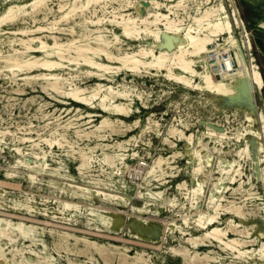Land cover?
I'll list each match as a JSON object with an SVG mask.
<instances>
[{"label":"rangeland","instance_id":"rangeland-1","mask_svg":"<svg viewBox=\"0 0 264 264\" xmlns=\"http://www.w3.org/2000/svg\"><path fill=\"white\" fill-rule=\"evenodd\" d=\"M32 1L0 0V14L10 5H25L24 9L28 13L20 16L15 22H5L1 25L0 51L3 55L12 53L11 47L22 51L19 40L31 37H39L48 45H53V41L64 44L73 41L74 46L88 44L97 47L93 39L86 40L82 37L84 17H92L91 19L103 17L101 26L89 25V28L104 30L99 33L105 36L104 39L113 41V33L121 32L119 27L109 21L113 12L144 16L151 9L150 0H108L105 1V5L90 4L82 14L75 13L59 21L53 26L54 28L48 29V26L51 27V21L57 20L62 14L58 11V6L63 0H47L46 5L37 12H31L29 4ZM157 1L169 4L168 0ZM217 3L223 4L228 17L235 9L236 16L243 24L241 27L233 28L236 48L230 47L223 54L229 55L231 61L235 62L234 70L241 69L235 55L236 51L247 62L253 57L264 79V0L259 2L258 0H212V4ZM187 4L188 12L194 15L195 3L189 1ZM160 10L167 12V6L161 5ZM179 13L180 17H184V23H188L189 18L185 17L182 11ZM39 26L43 29L29 32L28 35L18 32L21 29L35 30ZM96 34L93 33L91 37ZM226 37L227 35L217 37L215 44L227 46ZM246 37L250 40V49L243 45V39L246 40ZM169 38L168 35L163 34L161 41L166 46L164 49L172 51ZM121 40L122 43L110 46L109 49L114 54L119 51L130 53L140 46L148 47L150 42V39L130 40L123 37ZM32 42L33 45H39L37 39ZM215 44L211 50L216 49ZM72 50L73 48L65 52V58L61 60L56 55L52 56L53 60L63 66L51 73H57L71 83L70 85L65 83L64 89L79 87L90 90L98 82L112 84L111 86L120 90L126 88L132 101L120 98L115 100L130 104L131 111L127 116L112 115L101 111L97 100L93 101L94 108H91L90 104L77 103L74 98L66 94L52 91L43 79H24L26 75L49 73L47 70L37 67L31 69L29 73L17 72L13 75L3 67L5 63L0 62V183L2 184H0V205L11 210L15 204H20L23 216L32 214L37 221L45 220L66 227V229H56L35 222L10 219L13 223L22 222L31 225L32 237L35 240H31V236L23 239L11 233L8 236L13 239L9 240L7 236L0 234V254L5 255L12 262L16 258L12 264H69V262H74L73 264L129 262V264H261L257 257L261 253V244L264 243V152L258 147L256 134L261 132L263 135L264 123L260 119V113L264 114L262 104L264 85L262 90L259 93L255 92L254 95L247 93L241 94L238 98L225 99L168 80L164 76L165 71L127 72L121 69L117 73L108 74L111 82L99 80L97 74L102 72L89 67L83 57L78 58V54ZM31 54L37 57L44 56L43 52ZM86 55L113 66L120 64L91 52H87ZM196 61H198L196 69L201 72L203 61L201 59ZM225 82L227 85L233 84L231 79ZM103 93H106L105 89ZM76 108L79 111H76ZM87 112L98 116L92 117L93 121L87 123L88 118H79L80 114L85 115ZM105 116L114 120V123L98 133L105 134L103 137L87 133L93 129L91 125H98ZM247 117H251L253 121L248 120ZM116 118L123 122H116ZM171 128L181 130L187 135L198 134L208 128L216 132L226 131L232 137L237 132L244 134L240 142L243 144L247 141L250 157L241 160L239 179L241 178L243 189L237 188L234 191L231 189L222 193L218 200L222 205L221 214L215 225L224 230L229 228L227 235L230 238L252 241L253 244L245 243L238 248L241 251L254 249L255 257L246 258L250 255H239L235 249L219 246L210 238L198 240L197 247L186 240L189 237H199L205 232L195 221V214L205 208L206 196L212 192L215 158H212L211 166L203 177L204 192L200 196V201L197 205H192L184 194L186 190L176 187L184 182L194 183L191 177V165L187 162L189 145L183 138L170 135ZM168 140L169 144L166 143ZM117 142H121L122 148L117 146ZM170 142L173 146H170ZM209 150L213 149L209 148ZM104 153H111L114 156L113 160L106 163ZM230 153L232 151H227L225 155L230 157ZM81 154L84 155V160ZM124 155L134 159L147 156L150 164L159 156L167 159L168 163L163 165V174L152 181L153 187H157L153 189L154 191L163 190L162 199L151 200L148 202L150 206L144 207L145 201L135 196V192L143 187V180L134 187L128 185L121 175H113L115 164L119 161V157ZM80 161H84V167L80 166ZM73 184L82 187L77 189L70 186ZM124 184L130 188H124ZM237 184L238 182L229 186L236 188ZM125 189L133 191L129 193L130 201L126 207L124 203L120 204L118 198L106 195H120ZM248 191L252 193L251 197H248ZM168 199H174V203L167 202ZM70 201L77 207L64 205L65 202ZM129 205L134 206L136 210H131ZM234 205L240 206L245 218H239L229 212ZM98 208L109 211L107 213L115 218H121L116 224L119 227L103 224L98 216L91 214L96 213ZM0 218L9 220L5 217ZM228 220L240 226L238 230H248L249 237H245V231L242 235H238L234 228L228 227ZM57 233H68L72 237L86 238L100 244L116 245L121 248V252L107 249V252L101 256L93 248H85L82 243L77 245L59 243ZM69 241L73 243L74 239L70 238ZM177 249H184L185 260L176 252ZM110 256L113 258L111 259Z\"/></svg>","mask_w":264,"mask_h":264},{"label":"bare ground","instance_id":"bare-ground-1","mask_svg":"<svg viewBox=\"0 0 264 264\" xmlns=\"http://www.w3.org/2000/svg\"><path fill=\"white\" fill-rule=\"evenodd\" d=\"M46 1L47 0H33L29 4L31 7V12L39 11L40 8L46 5ZM105 1H108V0H71L70 2H68V0H63L61 3H59V6H58V11L61 12L62 14L59 16L57 20L51 21V27L48 26L47 28L48 29L54 28L53 26H55L59 21L66 19L75 13L79 12V15L80 13L82 14V12L85 11L89 7L90 4L101 5V3H104L105 5L106 4ZM168 1H169V4L167 5L157 0H150L149 3L151 5V9L148 10L146 15L144 16H136V15L131 16L129 14L118 13L117 11L113 12L112 18L109 21L114 23L117 27H119L121 31L120 34L113 33V41L104 39L105 36L99 33L104 30L101 31L100 28H96V29L89 28V25L98 26V27L101 26L103 17L102 18L96 17V19H91L92 17L91 18L84 17L82 20L83 30H84L82 37L86 40L93 39V41L97 44V47H92L85 43H84L85 44L84 46H79V45L74 46L73 41L70 43H65V44L59 43L57 41H53L54 42L53 45H48L45 41L41 40L39 37H31L27 39L21 38L19 40L20 41L19 43L22 46L23 50L21 51L19 49L11 47L12 53H8L6 55H3L0 51V62L5 63L3 67L7 68L13 75H15L17 72L29 73L31 69L37 68V67H40L43 70H47L49 73H40V74H36L32 76L26 75L24 76V79H31V78L43 79L46 81L47 86L52 91L54 90L62 94H66V96L74 98V100L77 103H81L83 105H88V104L92 105L93 101L97 100L98 106L101 109V111L107 114H112V115L127 116V114L131 111L129 107L130 104L128 105L127 103H124L122 101L117 102L115 100V98H120L122 100L130 101V102L132 101L130 98V94L126 90V88H123L120 90V89L114 88V86H111L112 84L108 85V84H101L98 82L95 84V87H92L90 90L86 88H79V87H70L68 89H64L65 83L67 85L68 84L70 85L71 83L68 82L66 78H63L62 76H60L59 74L51 73L55 69L63 66L58 61L53 60L52 56L56 55L57 57L60 58V60L64 59L65 58L64 53L68 52L69 50L73 48V50L75 51L74 53L78 54V58L79 56L83 57L85 63L89 67L102 72L101 74H97L99 76V80H106L110 82H111V78L108 74L117 73L121 69H124L127 72L128 71L140 72L142 70L149 72L150 70H156V71H165L164 76L168 80L182 84L186 87H190L194 90L207 91L213 94L216 98L234 99V98H238L241 94L244 95V94L249 93L251 95H254L255 92L259 93L262 90L263 85H264L263 83L264 79L262 78L263 76L259 71V68H258L259 65L257 66V64L255 63L256 61L254 62L253 57H251V59L247 62L242 57V55H240L236 51L235 55L238 58V62L241 68L240 70L231 69L232 61L230 57H227L223 59L225 62V67L224 65H221V71H217V72L213 71V67H212L213 61L218 62L220 60L219 55L221 54L224 56L223 53H225L228 50V48L230 47L236 48L235 39L233 36V28L241 27V25L243 26V24H242V21L239 20V18L236 16L235 9L233 10V13L230 15L231 17L230 18L226 14L223 4L222 3L212 4V0H168ZM189 1H192L195 3L196 13L194 15H191L188 12L189 7H188L187 2ZM121 5L122 4H120V6ZM161 5L167 6V12H162L160 10ZM24 8H25V5L8 6L6 10L2 14H0V27L5 22H15L20 16L28 14ZM66 9L67 11L65 12ZM179 11H182L185 17L189 18L188 23H184V17L179 16L180 14ZM42 29L43 27L39 26L35 30L34 29L33 30L32 29L31 30L21 29L18 32H20V34H23V35H28L29 32H38ZM93 33H97V34L91 37ZM163 34H166L170 37L169 45L173 48L172 51H168L164 49L166 48V46L161 41V37ZM223 35H227V37L225 38V40L227 41V46H221L220 44H217V43L215 44L217 37L223 36ZM121 37L125 39H130V40L150 39V42H149L148 47L140 46L139 49H137L136 51H132L130 53L126 51L123 53H121L120 51L119 52L117 51L118 53L114 54L109 48L112 44L122 43ZM35 39L39 41V45L35 44L36 45L35 46L32 44L33 43L32 41H34ZM214 44H215L216 49L211 50ZM243 45L244 47L246 46L249 49L251 48L250 40H248L247 37H246V40L243 39ZM117 49L119 50V48ZM36 52H43L44 56L37 57L31 54V53H36ZM87 52H91L92 54L97 55V56L102 55L108 61H117L120 64L113 66L105 62L96 61L93 58L86 55ZM211 53H214L215 56L211 58V62H210L209 56ZM197 59L198 60L201 59V61H203V64H202L203 70L201 72H199L196 69V63L198 62L196 61ZM227 79H231L233 84L227 85L225 82ZM103 88L106 90V93H103L104 91ZM262 104L264 107V101ZM94 107H95L94 105L91 106V108H94ZM76 111H79V109L76 108ZM94 116H98V115L87 112L85 115L80 114L79 118H88L87 123H89L93 121L91 118ZM247 118L248 120L253 121L251 117H247ZM260 119L264 123L263 113H260ZM115 121L118 123L123 122L122 120L117 119V118L115 119ZM113 123H114V120H111L106 116L102 117V119L99 121V124L91 125L93 129L87 133L89 134L92 133L98 137H103L105 134L100 135L98 133L102 132L104 128L107 129V127H110ZM262 128H263V131H262L263 135L261 134V132L260 133L257 132L258 134H256V138L258 140V147L260 148L261 151L264 152V142H263L264 141V124ZM78 132H79V129H78ZM1 133L3 134V131H1ZM169 134L172 136L178 137L179 139L183 138L189 145V150L187 151V156L189 157V160L187 162H189L191 165V169H192L191 177L194 180V183L186 184V182H184L182 184H179L176 187H179V189L184 188L186 190L184 194L186 195L189 203H191L192 205L194 204L197 205L198 202L200 201V198H201L200 196L204 192L203 184H202L203 177H205L208 167L211 166L212 158L213 157L215 158V164L213 167L215 169V172H214L215 176L211 182L212 192H209V194L206 196L205 208L202 210H199V212L195 214V221L198 223L201 229L205 230V232L199 237H189L186 240L190 242L194 247H197L198 240H202L204 238H210L213 241L217 242L219 246H224L225 248H230L232 250L235 249L239 255H244V256L247 254L250 255L246 258L255 257L256 254L253 253L254 249L251 248V250L241 251L238 248V247L243 246L245 243H252V241H246V240H242L239 238H230L227 235V229L229 228L224 230L215 225L216 223H218L219 215L221 214L220 211H221L222 205L219 203L218 200L221 198L222 193L224 191H228L231 189L233 191L236 190L237 188L243 189L242 183L240 182L241 178L239 179V176H241V170H240L241 160L244 158L246 159L250 157V150L246 144L247 141H245L243 144H241L240 142L244 134L237 132L234 135V137H232L226 131L216 132L210 128L198 134L190 133L188 135L183 134L181 130L178 131L175 128H171L169 131ZM62 139L64 140V138ZM232 139L234 141H232ZM168 142L169 140L166 141V143ZM35 143H33V145ZM120 145H121V142L120 143L117 142V146H119V148H122L120 147ZM170 146H173V145L171 144ZM209 148L213 150L210 151ZM227 151H232V153H230V157H227L225 155ZM213 153H215L217 156H214ZM104 154H105L104 161L106 163H109L110 161L113 160L114 156L111 153H104ZM81 157L83 159L84 155L81 154ZM17 161L22 163V161L20 160H17ZM83 163L84 161L81 162L80 166L81 165L83 166L84 165ZM166 163H168L167 159L163 156H159L155 158L151 162L146 172V175L143 178V187L139 191L135 192V196L137 198H141V200L145 201L144 207L150 206L148 202L151 200H156V199L159 200L160 198L161 199L163 198V193H164L163 190L154 191L153 189L157 187H153L152 181L157 179L159 175L163 174L162 173L163 165ZM27 167L30 168L29 166ZM263 181H264V177H263ZM237 182L238 184L236 188L229 186V185H235ZM70 186L75 187L77 189H81L82 187V186L80 187L79 185H75V184L70 185ZM123 187L130 188L127 184H124ZM121 193L122 194L120 195L108 194V196L114 197L116 199L118 198L120 200V204L124 203L123 205L126 207L130 201L129 196H131V194L129 193H133V191L125 189ZM248 195H249L248 197H251L252 193L249 192ZM71 202L72 201L65 202L64 205L66 207H72V206L77 207L76 204H72ZM167 202L173 204L174 199H168ZM130 208L133 211L136 210L134 206H130ZM107 212L109 211H104V209L98 208L96 213L92 212L91 214L94 216H98L101 223L103 224L109 225L110 227H119L116 224L121 221V218H118V217L115 218L111 216L110 213H107ZM229 212L235 214L239 218H242V217L245 218V214L240 210V206L234 205V207ZM263 220H264V216H263ZM31 227H32L31 225L28 226L22 222L13 223L11 222V220L0 219V234L2 236H7V239L9 240L13 239V238L11 239L8 236L9 233L17 234L23 239L30 238V236L32 237L33 233H32ZM228 227L234 228L235 231L238 233V235H242L243 231H245L244 233L245 237L246 238L249 237L248 230H245V229L238 230L240 226L232 223L231 220H228ZM56 236H57V241H59V243H65L68 245L69 244L77 245L79 243H82V245L85 248L87 249L93 248L101 256L102 254L107 252L106 251L107 249L117 250L121 252L120 251L121 248L116 245L100 244V243H97L96 241L89 240L86 238L72 237L68 233H57ZM70 238L74 239L73 243L69 241ZM31 240H35V239L32 237ZM26 246H29V245H26ZM181 250L177 249L176 252L180 256L183 257L182 259L185 260L186 255L183 252L184 249L182 251ZM260 251L261 253L258 255L257 260H259L261 264H264V243L261 244ZM117 256L119 257V255ZM113 257H111V259ZM106 260L108 261V259ZM121 260L123 261V259ZM126 260L128 259H125V261ZM136 262H138V260ZM73 263L69 262V264H73Z\"/></svg>","mask_w":264,"mask_h":264},{"label":"built area","instance_id":"built-area-1","mask_svg":"<svg viewBox=\"0 0 264 264\" xmlns=\"http://www.w3.org/2000/svg\"><path fill=\"white\" fill-rule=\"evenodd\" d=\"M214 53H211L209 56V61L211 62V58L214 57ZM229 55H219L220 60L218 62L213 61V71L217 72V71H221V65H224L225 67V62L223 59H225L226 57H228ZM235 62H232V67L231 69H234ZM224 69V68H223ZM199 91V90H197ZM127 155H124V157H119V161H117L116 165L114 166V171H113V175L115 176H119L121 175L122 178L124 179V181L130 185V186H134L137 187L143 180V178L146 175V172L150 166V161H149V157L147 156H141V157H136L131 158L130 157H126ZM128 159V160H127ZM125 161H129V162H125ZM102 194H104V192H102ZM108 196V194H106ZM111 195V194H110ZM111 197V196H110ZM20 204H15V207L11 208V210H8V208H5L3 206L0 205V217H5V218H9V220H23L26 222H35L47 227H53L56 229L62 228V229H66L65 226H62L60 224H56V223H51V222H46L44 221H37L35 220L32 216V214H27L28 216H23L22 214V209L21 206H19ZM31 210V209H30ZM2 219V218H0ZM30 226V225H29ZM15 249L17 250V248L15 247ZM16 260V258H15ZM15 260H13V262H15ZM10 262V263H9ZM11 260L9 261L8 258L5 257V255H0V264H12L13 263Z\"/></svg>","mask_w":264,"mask_h":264},{"label":"crops","instance_id":"crops-1","mask_svg":"<svg viewBox=\"0 0 264 264\" xmlns=\"http://www.w3.org/2000/svg\"><path fill=\"white\" fill-rule=\"evenodd\" d=\"M260 0H258V2H259ZM253 10H254V8H252Z\"/></svg>","mask_w":264,"mask_h":264}]
</instances>
